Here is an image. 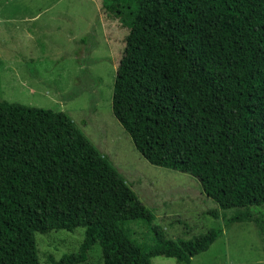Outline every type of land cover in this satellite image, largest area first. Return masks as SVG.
Returning <instances> with one entry per match:
<instances>
[{
  "label": "trees",
  "instance_id": "1",
  "mask_svg": "<svg viewBox=\"0 0 264 264\" xmlns=\"http://www.w3.org/2000/svg\"><path fill=\"white\" fill-rule=\"evenodd\" d=\"M101 1L128 30L112 111L136 149L264 234V0ZM156 219L68 114L0 102V264H42L37 234L79 228L50 264H86L97 243L106 264H192L224 232L173 239Z\"/></svg>",
  "mask_w": 264,
  "mask_h": 264
},
{
  "label": "rangeland",
  "instance_id": "2",
  "mask_svg": "<svg viewBox=\"0 0 264 264\" xmlns=\"http://www.w3.org/2000/svg\"><path fill=\"white\" fill-rule=\"evenodd\" d=\"M101 2L0 0V102L68 114L153 211L169 238L222 227L223 235L192 264H264V234L254 222L227 226L224 220L239 209L222 210L194 177L151 165L115 118L113 87L128 30L103 14ZM92 27H99L96 41L87 37ZM213 210H219V218L209 214ZM252 211L264 218V205ZM84 234L82 228L73 234H37L42 264H50L49 256L59 259L77 251ZM89 254L86 264H106L99 243ZM151 262L177 264L164 257Z\"/></svg>",
  "mask_w": 264,
  "mask_h": 264
},
{
  "label": "crops",
  "instance_id": "3",
  "mask_svg": "<svg viewBox=\"0 0 264 264\" xmlns=\"http://www.w3.org/2000/svg\"><path fill=\"white\" fill-rule=\"evenodd\" d=\"M39 16H40V15H38V17L36 16L35 19H36V18H40Z\"/></svg>",
  "mask_w": 264,
  "mask_h": 264
}]
</instances>
